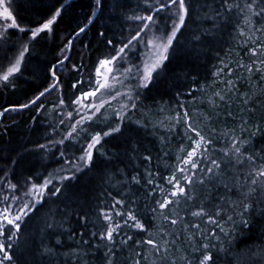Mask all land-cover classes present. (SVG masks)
Masks as SVG:
<instances>
[{
	"label": "snow or ice",
	"instance_id": "1",
	"mask_svg": "<svg viewBox=\"0 0 264 264\" xmlns=\"http://www.w3.org/2000/svg\"><path fill=\"white\" fill-rule=\"evenodd\" d=\"M57 3H60V0H50V10L42 18L43 22L33 27H26L18 23L15 16V0H0V43L6 44L9 33L13 30L27 35V40L19 44L13 56L7 57L5 53L7 63L0 62V83H12L26 66L31 44L42 34L54 32V26L62 16L68 0L60 3L59 7H56ZM141 3L142 12L125 15V21L136 23L134 27L129 28L127 34L121 31L118 42L108 38L106 32L99 33V36L105 39V47L110 51L97 59L92 70L84 68L83 65L80 68L73 66L75 71L83 68V71L88 73L87 82L82 72L81 78L72 84V88L79 92L71 101V105L74 106L73 111H68L59 118L57 124H50L53 132L59 131L61 126L65 127L66 131L58 139H48L46 143L36 145L39 150L46 154L51 153L53 156L55 153L52 149L56 148L59 152L58 159L63 160L61 167L43 176L38 174L29 177L20 195L16 194L21 191L18 184L9 181L5 185L11 190L12 195L4 194L0 198V237H6L9 241L5 243L4 240H0V264H16L9 250L14 247L12 242L19 236L22 223L39 207H43L48 200L55 201L63 196L71 181L77 179L76 174H83L86 169L93 166L96 153L106 155L102 150L105 138L121 131L120 124L114 122L112 118L115 117V121L129 118L127 113L137 108L141 90L149 87L155 76L165 67L166 61L170 59L178 35L187 26L190 16L189 0H141ZM140 6L138 4V7ZM208 9L206 18L220 17L225 22L233 12H238L243 15L249 32L264 34V0H243L242 3L239 0H220L219 11L213 8L212 4L208 5ZM97 10L102 11V0H94L92 14L83 27L78 26L75 37L86 32L88 26L93 23ZM237 28L238 35L245 38L243 43L238 42V47L244 55L249 57L250 63L245 64L241 56L233 68L221 59L222 67H218L213 73L216 79L213 80L212 85L207 86L212 88L214 85H223L222 88L207 95V103L217 117L220 113L215 110L229 104L233 98L243 104L241 112L251 113L254 110L249 107L252 98L238 88L242 77L235 76L237 70L246 71L248 80L256 75L264 80V42L257 43L239 28V25ZM73 44L74 40L69 39L65 47L60 50L63 58L58 56L56 62L50 67L45 66V75L51 78L52 83L28 103L19 105L20 109L35 106L46 93L50 94L59 87L58 72L63 71L65 62L70 59V55L66 53L71 51ZM249 44L254 46L250 47ZM136 60L139 62H135ZM125 64L127 67H122ZM233 76L235 79L232 78ZM133 81L134 84L131 83ZM117 84L127 88V91H117ZM199 90L206 92L205 86H201ZM117 97L124 102L119 108H111V101ZM63 105L65 100L61 98L59 106ZM178 106L186 108L184 103H179ZM43 107L44 105L41 104L40 108ZM9 110L17 109H5L4 112ZM37 111L39 112V109ZM4 112H0V116H3ZM202 115L205 121L214 118L209 114ZM225 115L232 119L239 118L243 124L248 123L242 116L237 117L232 111H225ZM168 119L174 121V125L181 123L184 125V138L190 143L187 148L182 146L180 152H186V155L176 157L177 163L172 166L173 170L168 176L153 173L149 168H145V174L137 171L131 175L130 179L125 177L123 181H120L129 186L130 193L132 185L140 186L143 182L148 187L146 196L154 200L156 205L151 211L155 214L159 209L158 215L162 223L169 225L159 229L160 240L152 238V232L148 231L138 215V208L133 210V206L128 204L122 194L120 199L113 197L110 207L99 209L98 218L103 221L100 231L92 232L90 239H83L84 234H81L78 243L97 251L103 249V264H116L118 252H122L125 247H130L129 242L140 248L149 246L152 255L156 258L152 264H215L217 252L235 255L236 264H242L243 257L231 252V247L236 240L233 233L250 228L252 217L257 211L264 216V208L259 207L261 203H264V147L253 151L251 144V136L257 133L253 131L248 138H241L235 134L234 128H229L217 136L216 129L211 128L206 135L204 129L194 121L193 114L187 110L182 115L177 112L175 116ZM137 123L140 122L137 121ZM223 137H227V146L216 148L215 144L218 140L222 145L226 143ZM217 152L222 153L219 158L213 155ZM143 160L150 163L151 156H145ZM226 171L234 173V180L226 179ZM2 179L4 178L0 177V180ZM196 185L204 186L207 194L199 207L181 215V204L183 203L184 208L188 209L196 199ZM220 188H223L224 192L216 196L214 210L209 212L205 204L213 199L214 193H218ZM2 191L3 189L0 188V192ZM156 193H159V198L155 195ZM132 195L134 196L135 193ZM136 203L137 201L133 200L132 204ZM118 206L124 210H118ZM170 206L175 208L172 209ZM155 218L154 215L153 219ZM81 219L87 221V217H81ZM57 226V223L53 221L46 227L55 232ZM59 226L62 227V224ZM125 229L132 234L129 235ZM144 232H147L146 239H136V236ZM121 233L123 237L117 241L116 237ZM74 235V233L70 235L69 239H72ZM97 237L98 240L93 245L92 239ZM182 238L191 248V258L182 254L177 255L182 251L177 243ZM55 243L61 245L62 241L57 237ZM42 248L43 252L50 256L59 255L47 244H43ZM262 252L264 249L254 255H261ZM64 255L75 258L77 264H80L84 249H72ZM135 256L141 257L142 253L136 252ZM147 258L143 256V259ZM133 264H141V260L135 259Z\"/></svg>",
	"mask_w": 264,
	"mask_h": 264
},
{
	"label": "trees",
	"instance_id": "2",
	"mask_svg": "<svg viewBox=\"0 0 264 264\" xmlns=\"http://www.w3.org/2000/svg\"><path fill=\"white\" fill-rule=\"evenodd\" d=\"M63 2L64 0H60V3ZM239 2L242 3L243 0ZM60 3H57L56 7H59ZM138 4L141 6L138 7ZM189 4L190 16L187 26L178 35L174 51L166 61L165 67L159 71L147 89L141 90L138 106L127 113L128 119L115 121V117L112 118L114 122L120 124L121 131L105 138L102 150L106 155L96 153L93 166L86 169L83 174L77 173V179L71 181L63 196L55 201L48 200L22 223L19 236L12 242L14 247L9 250L16 264H77L75 258L64 253L81 248L84 249V255L80 259V264H103V249L99 251L89 249L78 241L81 234H84L83 239H90L92 232L100 231L103 221L98 218L99 209L110 207L113 197L120 199L122 194L128 204L133 206V210L138 208V215L148 231L152 232V238L159 241L161 236L159 229L169 225L162 223L158 215L159 209L155 214L151 211L156 205L154 200L146 196L148 187L143 182L140 186L132 185L130 193L129 186L120 181L125 177L130 179L137 171L145 174V168L162 176L170 175L172 166L177 163L176 157L186 155V152H180V148L182 146L187 148L190 143L184 138V125L182 123L174 125V121L168 119L177 112L182 115L187 110L193 114L194 121L204 129L206 135L211 128L216 129L217 136L229 128H234L235 134L241 138H248L249 134L255 131L257 134L251 136L253 151L264 147V80H261L259 75L248 80L246 71L237 70L235 73V76L242 77V82L238 84L239 90L252 98L249 107L254 110L251 113L241 112L243 104L233 98L229 104L215 110L220 113L217 117L207 103V95L223 87L214 85L207 88L216 79L213 73L218 67H222L221 59L233 68L241 56L245 64L250 63L249 57L238 47V42L243 43L245 38L238 35L237 25L257 43L264 42V34L249 32L243 15L238 12H233L227 22L220 17L206 18L205 14L209 13L208 5L212 4V7L219 11L220 0H189ZM15 6L18 23L33 27L42 23V18L49 13L50 0H15ZM93 7L94 0H68L62 16L54 26V32L42 34L31 44V52L22 73L18 74L12 83H0V112H4L5 109H17L4 112V115L0 116V177L4 178L0 180L2 196L7 193L5 186L7 182L18 184L20 189L24 190L29 177L46 175L54 169H59L63 163L62 159H58L59 152L56 148L52 149L55 153L53 156L36 147L38 143H46L48 139L60 138L66 131L63 126L57 132H53L50 127V124L58 123V112L49 111L55 91L46 93L35 106L19 108V105L28 103L52 83L51 78L45 75V66L50 67L58 56L63 58L60 50L69 39L74 40L71 51L66 53L70 55V59L65 62L63 71L58 72L59 87L65 94L70 95L72 82L79 79V72L83 70L81 68L80 71H75L73 66L80 68L83 65L84 68L91 70L97 59L110 51L105 47V39L100 37L99 33L106 32L108 38L118 42L121 31L127 34L129 28L134 27L136 23L125 21V15L140 13L143 6L141 0H102V11L97 10L93 23L88 26L86 32L75 37L78 26L83 27L87 23ZM25 40L27 35L11 31L8 42L0 43V58H3L0 62L6 64L7 57L13 56L19 44ZM235 76L232 78L235 79ZM201 86H205L206 92L199 90ZM179 103H184L186 108H180ZM41 104L44 105L43 108H40ZM225 111H232L237 117L242 116L248 123L243 124L239 118L227 117ZM202 114H209L214 118L205 121ZM222 139L226 143L222 145L218 140L216 148L227 146V137ZM149 155L150 163L143 160V157ZM213 155L219 158L222 153L217 152ZM227 178L234 180V173L226 171ZM195 190L197 197L189 208L185 209L184 204H181V215L199 207L204 200L207 194L205 187L196 185ZM223 192L224 189L220 188L218 193H214L213 199L205 204L209 212L214 210L216 196ZM155 195L159 198V193ZM133 200L137 201L135 205L132 204ZM253 203L255 204V200ZM259 207L264 208V203ZM170 208L174 209L175 206ZM118 210L124 209L118 206ZM81 217H87V221ZM53 221L58 225L55 232L46 227ZM61 224L62 227L59 226ZM125 231L129 235L132 234L127 229ZM73 233L74 237L69 239ZM233 235L236 240L231 252L243 257L242 264H264V252L261 255H254L264 249V216H261L259 211L252 217L250 228L234 232ZM57 237L61 239V245H56ZM122 237L123 233L116 237L117 241ZM146 238L147 232L136 236L138 240ZM97 240L98 237L92 239V244L94 245ZM8 242L6 240L5 243ZM177 243L182 249L177 255L182 254L191 258V248L184 239ZM43 244L54 248L59 255L50 256L44 253ZM129 244L130 247L118 252L116 264H133L135 259H140L141 264H152L156 259L149 246L140 248L132 242ZM136 252H141L142 256L136 257ZM143 256L148 258L145 260ZM215 264H236L235 255L217 252Z\"/></svg>",
	"mask_w": 264,
	"mask_h": 264
},
{
	"label": "rangeland",
	"instance_id": "3",
	"mask_svg": "<svg viewBox=\"0 0 264 264\" xmlns=\"http://www.w3.org/2000/svg\"><path fill=\"white\" fill-rule=\"evenodd\" d=\"M135 62H139L138 60H136ZM122 67H127V64L123 65ZM93 69V68H92ZM91 69V70H92ZM83 72V70H81L79 72V79L81 78V73ZM87 76H88V73H83V78L85 80V82H87ZM76 81L72 82L75 83ZM132 84H134L135 82H131ZM71 94H65V92H63L62 88L58 87L55 92H54V99L52 100V105H50V109L49 111L52 112V111H56L58 112V119L59 118H62V116L64 114H66L68 111H73V108L74 106L71 105V101L75 98L76 95L79 94L78 90L76 89H73L71 88ZM116 90L117 91H120V92H125L127 91V88L125 87H121L119 84L116 85ZM113 95H115V93H113ZM64 99L65 100V105L63 106H59V100L60 99ZM124 101L120 98V97H117L115 100H112L111 101V108H119L120 104L123 103ZM78 118V117H77ZM74 122V121H72ZM7 195L11 196L12 195V192L11 190L7 189ZM23 190H21L20 192H17L16 194L17 195H20L22 193ZM4 195V194H3ZM0 198H2V195H0ZM11 202V201H9ZM15 207V205H13ZM0 240H4L6 242V239L5 237H0Z\"/></svg>",
	"mask_w": 264,
	"mask_h": 264
}]
</instances>
